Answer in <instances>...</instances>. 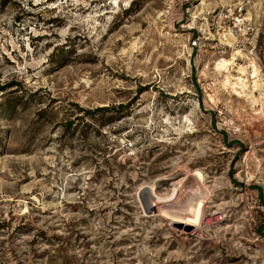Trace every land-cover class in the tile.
<instances>
[{"label": "rangeland", "instance_id": "374dc122", "mask_svg": "<svg viewBox=\"0 0 264 264\" xmlns=\"http://www.w3.org/2000/svg\"><path fill=\"white\" fill-rule=\"evenodd\" d=\"M0 264H264V0H0Z\"/></svg>", "mask_w": 264, "mask_h": 264}, {"label": "bare ground", "instance_id": "6f19581e", "mask_svg": "<svg viewBox=\"0 0 264 264\" xmlns=\"http://www.w3.org/2000/svg\"><path fill=\"white\" fill-rule=\"evenodd\" d=\"M226 64H228V62L222 60V61L219 62L218 65H219V67H224ZM239 67H240V66H239ZM238 70L241 71V72L243 73V68H242V67L238 68ZM239 80H240V82H239V83H240V86L243 87L244 84H243L242 80H241V79H239Z\"/></svg>", "mask_w": 264, "mask_h": 264}]
</instances>
